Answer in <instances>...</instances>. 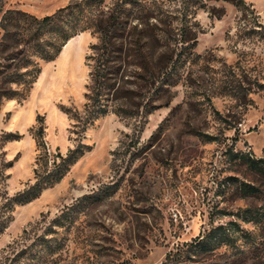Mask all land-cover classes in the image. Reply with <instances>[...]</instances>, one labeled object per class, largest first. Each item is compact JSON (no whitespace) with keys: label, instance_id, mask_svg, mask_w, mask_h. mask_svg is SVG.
I'll return each instance as SVG.
<instances>
[{"label":"rangeland","instance_id":"1","mask_svg":"<svg viewBox=\"0 0 264 264\" xmlns=\"http://www.w3.org/2000/svg\"><path fill=\"white\" fill-rule=\"evenodd\" d=\"M72 1L0 0V18L39 19ZM240 1L146 0L150 72L123 56L92 122L72 115L86 117L95 36L76 35L48 63L31 57L28 87L3 79L15 62L3 58L22 43L0 50V264H25L20 253L49 238L52 220L95 193L55 230L62 244L45 264H264V164L254 163L264 162V0ZM76 146L82 156L56 184L8 206L34 169L46 175Z\"/></svg>","mask_w":264,"mask_h":264},{"label":"trees","instance_id":"2","mask_svg":"<svg viewBox=\"0 0 264 264\" xmlns=\"http://www.w3.org/2000/svg\"><path fill=\"white\" fill-rule=\"evenodd\" d=\"M104 0H74L63 8L57 9L53 14L43 16L39 19L27 15L21 11H5L0 18V26L3 30L0 50H6L7 43L24 46V50L17 56L8 55L3 59L7 62H14L13 70L4 76L6 84H25L28 87L35 80L39 73L36 63L31 61V57H37L44 63L53 61L58 57L69 40L76 35L89 32L97 39L96 44L88 47V55L84 58L87 65L93 62L88 72L89 85L87 93L84 94L86 117L78 118V113H73V117L82 123L96 119L104 115L106 110V100L100 98L109 91H114L115 77L122 63V57H131L133 65L148 73L151 66V54L149 52L151 44L149 38L144 34L147 23L142 20L151 17L146 0H116L112 4V9L107 13H102L100 8ZM238 4H243L236 0ZM134 20L131 27L129 22ZM139 22V23H138ZM129 29V36L125 32ZM131 31V35H130ZM182 31H180V34ZM184 34V33H182ZM131 39V41H130ZM62 48V49H61ZM143 51V53H141ZM1 67V65H0ZM30 76V79H25ZM168 78V76H167ZM167 78L163 81L166 82ZM159 88V87H158ZM114 92L112 94H114ZM89 93L91 95H89ZM106 96L105 99H106ZM5 97L7 100L12 99ZM38 130L35 135L40 136ZM83 154L80 146L67 152L62 157L58 154L54 156L58 160H52V169L46 175L36 176L34 169V182L22 192L10 198L8 206L25 205L36 199L41 192L56 184ZM43 161L45 167L46 155L39 153L35 159ZM256 165L264 164L263 161H255ZM46 172V171H45ZM44 172V173H45ZM98 193L91 196L84 195L66 210L60 212L50 225L51 231L44 236L49 238L37 239L33 242L27 252H21L20 258H25V264H45L53 255L57 253L62 244V237L66 228L71 225L77 212L85 206L99 201ZM4 228V227H3ZM57 229L64 232L58 234ZM57 235V236H56ZM200 244V243H198ZM169 256H165V262Z\"/></svg>","mask_w":264,"mask_h":264}]
</instances>
